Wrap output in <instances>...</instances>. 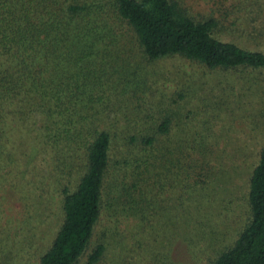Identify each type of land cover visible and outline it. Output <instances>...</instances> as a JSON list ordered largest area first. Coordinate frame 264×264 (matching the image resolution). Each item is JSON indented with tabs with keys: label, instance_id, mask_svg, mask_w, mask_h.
<instances>
[{
	"label": "trees",
	"instance_id": "trees-1",
	"mask_svg": "<svg viewBox=\"0 0 264 264\" xmlns=\"http://www.w3.org/2000/svg\"><path fill=\"white\" fill-rule=\"evenodd\" d=\"M188 1L0 0V191L41 264H264V88L223 108L203 75L264 52L217 37L230 0ZM170 56L196 72L137 73Z\"/></svg>",
	"mask_w": 264,
	"mask_h": 264
},
{
	"label": "rangeland",
	"instance_id": "rangeland-1",
	"mask_svg": "<svg viewBox=\"0 0 264 264\" xmlns=\"http://www.w3.org/2000/svg\"><path fill=\"white\" fill-rule=\"evenodd\" d=\"M192 3L195 11L199 12H211L216 9V5L212 0H200L198 4H194L195 0H189L187 2ZM229 11L226 15V11L223 8L221 14L216 13L222 18L221 27L217 31V37L223 38L230 42L236 43L240 47L248 48L252 50H259L264 52V0H230L228 2ZM232 24V25H231ZM259 25L257 29L261 35L255 32V26ZM238 29V30H237ZM237 30V31H236ZM187 62V61H186ZM178 56L164 57L159 60L149 61L148 66L142 70L139 69L137 72L139 75L141 71L144 77H146V84L151 77L152 79L161 80L166 74L172 76L180 77L183 74L195 73L197 68L192 67L189 63H186ZM186 69V70H185ZM188 69V70H187ZM207 81H212V84L217 86L215 89L211 90L213 95L216 96L220 92H225V97H220V102L224 106L225 104L234 105L233 100H229L228 97L232 96L231 88H237L238 86L248 87L249 84L245 83L247 80H255L256 88H264V68L260 69H246V68H232V69H217L211 73L203 74ZM187 77V76H186ZM244 84V85H243ZM141 95L143 97L142 103L148 104L149 98L159 95L154 90H149L147 85L145 86L144 94L142 89H137L136 96ZM260 105V102L258 103ZM244 106V105H243ZM258 108L260 106H257ZM253 115H256L259 109L256 110ZM245 112L243 108L239 110H233L231 114L223 113V119L231 117L244 116ZM245 118V117H244ZM255 122V128L258 132L263 128L264 124V114L259 116ZM234 120V118H232ZM243 128L244 125L242 124ZM259 127V128H258ZM240 128L238 122L237 130ZM254 136H258L257 133ZM249 145V144H248ZM260 147V146H259ZM256 150L259 148H255ZM258 151V150H257ZM256 151V153H257ZM247 174V173H246ZM248 180V178H246ZM245 184V183H244ZM10 192V187L5 184L2 185V191H0V264H41L36 259V253L41 247V243L38 240H33L31 238H18L17 236V223H16V210L13 208L12 194ZM239 206L234 207V212L229 213L228 216H232L230 224L232 228H235V223L239 224ZM125 222L121 223L118 227L120 231L121 227H125ZM104 223L99 224L98 228L101 229ZM224 224H222V228ZM121 238V237H120ZM111 241V240H110ZM179 248V245H177ZM43 247L39 250L41 251ZM115 253V252H114ZM177 253L174 251L173 257L177 258ZM153 256L150 255L148 260H152ZM145 255H137L135 259L130 260V264H162L159 261L147 262ZM143 258V260L141 259ZM124 262V261H123ZM184 262H189L186 260ZM126 263V262H124Z\"/></svg>",
	"mask_w": 264,
	"mask_h": 264
}]
</instances>
